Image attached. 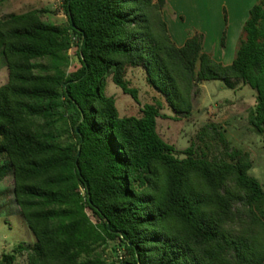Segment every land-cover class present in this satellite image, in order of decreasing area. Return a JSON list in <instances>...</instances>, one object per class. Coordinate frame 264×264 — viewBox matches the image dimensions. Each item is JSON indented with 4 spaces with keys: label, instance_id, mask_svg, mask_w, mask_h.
Wrapping results in <instances>:
<instances>
[{
    "label": "trees",
    "instance_id": "trees-1",
    "mask_svg": "<svg viewBox=\"0 0 264 264\" xmlns=\"http://www.w3.org/2000/svg\"><path fill=\"white\" fill-rule=\"evenodd\" d=\"M165 2L63 0L65 26L43 22L37 9L0 19V177L9 166L35 237L1 264L23 252L27 264H115L103 257L109 241L124 248L119 264H264V185L249 174V154L209 159L190 145L179 157L156 130L157 105L120 117L104 93L110 75L137 101L123 73L141 66L168 107L189 114L198 83L241 82L255 91L248 122L264 142V0L249 9L227 65L203 52L201 34L174 44ZM62 120L73 137L66 144L55 132Z\"/></svg>",
    "mask_w": 264,
    "mask_h": 264
},
{
    "label": "rangeland",
    "instance_id": "rangeland-1",
    "mask_svg": "<svg viewBox=\"0 0 264 264\" xmlns=\"http://www.w3.org/2000/svg\"><path fill=\"white\" fill-rule=\"evenodd\" d=\"M220 1L217 0V6L212 3L211 12L208 11L212 17L219 12ZM32 9L39 10L40 18L45 23L67 25L63 0H0V19L12 13H23ZM222 11L225 13L224 9ZM235 34L232 35V31L229 33L228 48L234 45ZM75 48V39L72 37V44L68 49L70 64L67 70H71L75 63ZM123 76L131 87L137 89V101L123 93L110 75L106 76L104 85V93L114 97L120 117L140 116L141 108L145 104H155L160 112L156 118V130L164 141L175 147L177 156L184 157L182 152L190 145H193L197 156L209 159L227 157L230 149L247 152L251 163L249 174L264 185V142L248 122L249 113L255 105V91L249 85L236 82L228 87L224 81L217 79L200 82L194 88L190 113L178 114L168 107L164 96L148 83L143 67L127 65ZM6 82L7 67L0 51V86ZM214 128L219 131L218 134L214 132ZM55 132L59 134L60 144L73 140L69 121H59L55 125ZM220 135L227 141V147L221 141ZM1 165H7L2 156L0 167ZM259 209L264 219V200ZM85 211L90 220L96 223L97 218L92 212L88 208ZM34 241L35 237L14 201L12 170L8 166L0 177V260L3 254L11 253L17 245L31 246ZM101 249L103 257L109 261L115 260V264H119V255L124 254V248L117 241H109ZM13 264H27L25 253H18Z\"/></svg>",
    "mask_w": 264,
    "mask_h": 264
},
{
    "label": "crops",
    "instance_id": "crops-1",
    "mask_svg": "<svg viewBox=\"0 0 264 264\" xmlns=\"http://www.w3.org/2000/svg\"><path fill=\"white\" fill-rule=\"evenodd\" d=\"M256 2L258 0H221L218 4L219 12L212 17L208 11L211 12L212 3L217 6V0H166L162 17L176 46H182L186 39L196 33L201 34L203 52L227 65L233 60L235 42L248 11ZM231 31L232 35L236 33V37L233 38L234 45L228 48V35Z\"/></svg>",
    "mask_w": 264,
    "mask_h": 264
},
{
    "label": "built area",
    "instance_id": "built-area-1",
    "mask_svg": "<svg viewBox=\"0 0 264 264\" xmlns=\"http://www.w3.org/2000/svg\"><path fill=\"white\" fill-rule=\"evenodd\" d=\"M119 259H122L123 258V255H119V257H118Z\"/></svg>",
    "mask_w": 264,
    "mask_h": 264
},
{
    "label": "water",
    "instance_id": "water-1",
    "mask_svg": "<svg viewBox=\"0 0 264 264\" xmlns=\"http://www.w3.org/2000/svg\"><path fill=\"white\" fill-rule=\"evenodd\" d=\"M79 153V150L77 151V154Z\"/></svg>",
    "mask_w": 264,
    "mask_h": 264
}]
</instances>
